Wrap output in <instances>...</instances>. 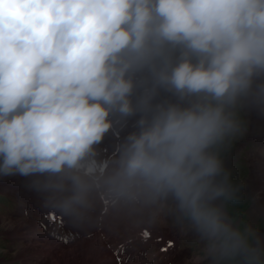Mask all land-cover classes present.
Returning a JSON list of instances; mask_svg holds the SVG:
<instances>
[{
  "label": "clouds",
  "instance_id": "1",
  "mask_svg": "<svg viewBox=\"0 0 264 264\" xmlns=\"http://www.w3.org/2000/svg\"><path fill=\"white\" fill-rule=\"evenodd\" d=\"M157 88L176 102L152 105ZM245 111L264 115V0H0V178L75 229L170 223L194 237L189 264H264L228 211ZM137 113L102 156L110 117Z\"/></svg>",
  "mask_w": 264,
  "mask_h": 264
},
{
  "label": "rangeland",
  "instance_id": "2",
  "mask_svg": "<svg viewBox=\"0 0 264 264\" xmlns=\"http://www.w3.org/2000/svg\"><path fill=\"white\" fill-rule=\"evenodd\" d=\"M142 92V87L137 88L134 92L132 96L134 104L137 103ZM175 102L176 97L163 88H157L151 99L152 105ZM242 115L246 121V131L234 141L231 147H241L243 149L242 152L248 155V152H252L255 146H264V115H261L257 111H245ZM117 116L113 115L110 117L116 124H113V127L106 133L103 141L98 146L102 156L105 155L103 148L111 150V152L115 150L116 154L119 148L116 147V144L120 145L123 139H125L121 138V140L118 136L128 135L127 133L125 135L117 133V126L121 125L124 130L130 132L137 131V121L140 118L139 113L133 115L134 117L131 116L133 119L129 117L124 119V122L116 121ZM109 156H113L112 153L106 154V157ZM24 185L25 179L23 177L0 178V264L65 263L61 255L45 258L43 261L37 263L39 255L42 254L41 248L43 246L45 248V244L49 241L40 236V234L44 235L48 233V228H51L52 231L59 229V232L62 234L73 233L66 235L68 238H71L75 232H82L84 234L78 247L76 246L79 253L76 255L77 259L75 260V257H72L73 254H71L72 256H69L70 260L68 259V264H78L79 262V264H91V261L94 262L93 257L96 256L97 252H93L90 256V251H87V248H85L88 245H85V243L87 242L86 244H88L89 241H93L99 234L105 245L103 246L104 249L99 247L103 252L105 264H189L192 258L193 250L191 245L194 239L193 235L191 233H182L178 227L170 223L160 226L153 231H148V234L145 236L142 233L138 238L131 237L123 229L120 230V235H116L107 228L97 229L96 232L92 229L86 235L85 232L87 231L75 229L67 225L62 218L51 213H45L40 207L36 195L28 191ZM262 201L264 199L259 200L258 203L256 202V205L262 203ZM256 205L251 209L254 221L264 219V212L259 211L260 209ZM52 239L50 238L51 241L54 240ZM164 241L166 242L164 243ZM109 244H111V248H107ZM67 249L70 251L72 248L66 242L65 251ZM89 258L92 259L90 260Z\"/></svg>",
  "mask_w": 264,
  "mask_h": 264
},
{
  "label": "crops",
  "instance_id": "3",
  "mask_svg": "<svg viewBox=\"0 0 264 264\" xmlns=\"http://www.w3.org/2000/svg\"><path fill=\"white\" fill-rule=\"evenodd\" d=\"M241 153L233 148L223 157L225 167L231 173L233 184L241 186L238 194L240 199L228 205V211L238 222L255 225L254 227L258 228L259 233L264 236V219L254 221L251 214V209L255 207L256 202L264 199V160L258 155H246L239 159L237 154Z\"/></svg>",
  "mask_w": 264,
  "mask_h": 264
},
{
  "label": "bare ground",
  "instance_id": "4",
  "mask_svg": "<svg viewBox=\"0 0 264 264\" xmlns=\"http://www.w3.org/2000/svg\"><path fill=\"white\" fill-rule=\"evenodd\" d=\"M140 87H138V89H139ZM155 103V102H154ZM255 113V112H254ZM134 117V116H133ZM129 118H131V117H129ZM136 118V117H135ZM131 119H133V118H131ZM255 160V159H254ZM262 161V160H261ZM259 171V170H258ZM256 206H258L257 208L258 209H260L259 211H262V212H264V201H262V203H260V204H258V205H256ZM9 224V223H8ZM100 229V228H99ZM92 230H90V231H87L85 234L87 235V234H89L90 232H91ZM94 231L96 232L97 231V229H94ZM153 231V230H152ZM159 231V230H158ZM150 232V231H149ZM42 233V232H41ZM44 233H45V231H44ZM43 233V234H44ZM70 234H73V233H70ZM98 234V233H97ZM148 234V231H144L143 232V236H145V235H147ZM84 234H82V232H76L71 238H68V236H66V234L64 233V234H62L61 232H59V229H56V230H54V231H52L51 229H48V233H46V234H44V235H41L40 234V236H43L46 240H49V241H47V243L45 244V248H41V250H42V254L41 255H39V258H38V260H37V263H39V262H41V261H43L45 258H53L54 256H57V255H61V256H63V259L62 260H64L65 261V263H62V264H68V259H69V256L71 255V254H73V256L72 257H75V260L77 259V257H76V255L77 254H79L78 253V249H77V247H78V244L81 242V239H82V236H83ZM104 237V236H103ZM102 237V238H103ZM50 238H53L52 240L53 241H51L50 240ZM80 240V241H79ZM79 241V242H78ZM68 243V245H70V248H72V249H70V251H69V249H67L66 251H65V243ZM71 242V243H70ZM78 242V243H77ZM87 243V242H86ZM85 243V245H88V246H86L85 248H87L86 250L87 251H90L89 252V255L90 254H92L93 252H97L96 253V256H92L93 257V260H94V262L93 261H91V264H105L104 263V261L103 260H105L104 259V257H103V252H102V250H101V248L102 249H104V247L103 246H105L104 244H103V242H102V240H101V236H100V234L97 236V238L96 239H94L93 241H89L88 242V244H86ZM77 246V247H76ZM99 247H101V248H99ZM111 248V244H109V245H107V248ZM106 248V249H107ZM71 250H72V252H71ZM108 250V249H107ZM40 251V250H39ZM41 252V251H40ZM39 253V252H38ZM109 253V252H108ZM24 254V253H23ZM78 256H80V255H78ZM86 256H87V254H86ZM91 256V255H90ZM58 258H60V257H58ZM109 258V257H108ZM90 259V258H89ZM92 259V258H91ZM90 259V260H91ZM100 259H102V260H100ZM70 260V259H69ZM110 260V259H109ZM63 261V262H64ZM72 261V260H71ZM74 261V260H73ZM110 261H112V260H110ZM93 262V263H92ZM80 263V262H79ZM78 263V264H79ZM82 263V262H81ZM55 264H56V262H55ZM59 264V263H58ZM74 264V263H73ZM114 264V263H113Z\"/></svg>",
  "mask_w": 264,
  "mask_h": 264
}]
</instances>
